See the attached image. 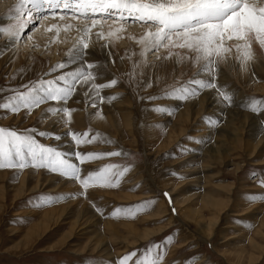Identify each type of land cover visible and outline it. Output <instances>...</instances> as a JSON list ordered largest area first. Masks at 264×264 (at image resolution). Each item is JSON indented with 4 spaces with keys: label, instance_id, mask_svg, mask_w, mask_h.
Segmentation results:
<instances>
[{
    "label": "rangeland",
    "instance_id": "1",
    "mask_svg": "<svg viewBox=\"0 0 264 264\" xmlns=\"http://www.w3.org/2000/svg\"><path fill=\"white\" fill-rule=\"evenodd\" d=\"M7 1L0 0V21L11 19L5 11L13 0ZM262 2L264 0H257L258 6ZM2 5L7 6L3 8ZM59 19L61 20L59 15L47 16L30 25L24 34L15 40L0 36V51L3 53L0 55V87L6 88L4 93H0V97L10 94L8 88H18L19 85L30 81L40 78L54 79L61 73H68V66L59 71L50 72V69L67 59V53L64 52L69 51L72 46L73 43L68 41L72 40V37L64 44V35L60 32L57 35L52 31L53 28L52 32L46 31L44 34L43 31V35H38L39 31L44 30L42 26L45 21L55 25ZM64 19L68 22L90 23L83 19H74L72 16H66ZM101 24L102 26L99 25L95 30L106 32L123 28L118 37L114 32L112 36L104 33L106 39L98 41V44L104 47L112 39L120 37V42L117 43L120 50L107 60L98 52L90 51L91 56L87 59L107 66L103 78L96 83H105L113 77L119 81L118 86L102 89L100 95H119L121 98L111 102L97 100V106L92 107L90 103L84 102L81 90L85 89L77 86L76 94L67 102V107L76 111L71 114L70 123L63 127L54 123L53 119L40 120L46 109L55 102L41 105L26 118L24 111L19 114H0V126L18 130L35 128L60 134L59 141L51 138L38 139L45 145L55 146L65 153L80 151L126 154L91 159L83 163L73 157L72 160L81 167L82 174L109 164L116 166L110 169L112 173L123 171L125 166L129 170L123 176L112 177L113 181L120 179L116 187L93 185L84 190L85 196L41 209L34 208L29 202L30 198L34 199L38 194L78 192L82 190L80 184L61 179L59 175L50 174L45 169L25 168L20 171L18 179H13L16 170H0V264H86V261L96 264L100 260L115 262L133 251L137 252L139 258L151 260L158 258L161 249L163 255L160 264H189L193 257L197 258L195 264H236L237 260L234 258L242 252L247 259L250 255L261 258L257 264H264V201L249 202L246 199L248 194L264 193V185L261 184L264 179L261 175L264 173V140H261V134L264 133V116L253 114L242 107L248 103L249 98L264 99V71L263 74L256 73L254 84L248 81L237 83L233 77L228 84H222L241 95H235L234 105L227 107L229 111L252 115L261 131L257 132V135L254 134V138H257L250 140L251 128H244V120L236 126L237 136L227 138L223 136L221 127L223 121L232 119L230 114L227 115L229 112L224 111L214 118L206 108V103L202 106L196 103V108L186 106L191 101L195 102L204 97L206 92H211L217 97L215 90H204L198 97L186 101L146 99L151 95L162 96L166 86H179L192 78L196 71L194 66L186 67L187 70L177 67L169 71V74L162 68L158 70L140 64L133 77V66L141 61V45L137 40L140 34H145L148 26L142 22L122 24L119 21L114 22L113 19L101 21ZM9 25L0 24V27L7 28ZM127 33L137 38L129 40ZM29 34L31 38H28ZM56 36L60 41L54 46L52 39ZM228 44L235 45L236 41H229ZM13 47L17 48L13 52L15 57L12 55V60L10 57L6 59ZM254 48H257L258 52L264 50L256 42L252 44V50ZM165 54L166 50L163 49L159 53ZM227 55L229 57L230 54ZM146 60L149 65L160 63L153 53H148ZM141 74L144 79L152 78V87H143ZM239 99L242 101H238ZM154 105H166L175 111L172 115L159 114L152 110ZM94 108L103 118L100 115H91L96 113ZM184 108L187 116L181 117L180 112ZM221 108L227 109L223 105ZM78 112H82L84 116L81 123L76 124ZM205 117L219 119L220 123L209 127ZM69 131L89 132L90 136L96 133L100 135L91 143L83 142L74 147L71 136L65 135ZM228 131L233 133V128ZM190 136L202 138L203 142H191L188 139ZM107 140L111 142H105ZM259 140L261 142L258 145ZM213 146L218 149L217 153H214L213 149L211 153L207 152ZM254 170L255 178H251L250 174ZM40 175L42 178H51V183L45 185L43 180L38 178ZM65 182L73 188L63 189L62 183ZM165 193L168 196H165ZM205 199H211L217 205L206 204ZM149 200H155V203L144 211H137L133 207ZM92 202L102 206L105 214H99ZM85 208L88 210V226L82 218L77 219L80 213H84L82 211ZM117 208H122V212L117 218H113L111 213ZM221 208H225V213L219 216ZM57 209V214L50 219L40 216L41 212ZM18 218L25 219L17 222ZM77 221H81L80 225H73ZM248 224L253 226L248 228ZM208 227H213L212 235ZM168 236H172L173 241L165 244ZM150 244L160 245V248L147 252ZM136 258L133 257L128 264H133Z\"/></svg>",
    "mask_w": 264,
    "mask_h": 264
},
{
    "label": "snow or ice",
    "instance_id": "2",
    "mask_svg": "<svg viewBox=\"0 0 264 264\" xmlns=\"http://www.w3.org/2000/svg\"><path fill=\"white\" fill-rule=\"evenodd\" d=\"M57 15L62 20L66 16H72L74 19L90 21L83 27H77V32L80 35L73 48L67 53V59L53 66L50 72L65 69L70 63H76V68L71 72L61 73L54 79L40 78L19 85L18 88H8L7 91L10 94L0 97V114H19L24 111L26 118L41 105L55 102L46 109L40 120L53 119L54 123L63 127L66 123H70L71 114L76 111V109H69L67 102L76 94L77 86L85 89L83 91L84 102L90 103L92 107L97 106V100L111 102L121 98L119 95H100L102 89L118 86L119 81L113 77L105 83H96L97 80L103 78L107 66L87 59L90 54L89 40L92 29L100 25L101 21L108 19H113L114 22L119 21L122 24L142 22L148 26L145 34L137 40L142 48L141 61L133 66V77L135 69L140 64L160 69L164 68L167 62L174 60L177 66L191 62L196 68L192 78L179 86H166L162 96L146 97L150 101L160 98L186 101L198 97L204 90H215L218 103L225 107H231L235 103V94L229 86L218 83L222 71L220 65L228 62L227 54L231 53L233 48L237 53H243L242 65L253 59V42L264 48V2L258 6L257 0H21L16 15L12 17L16 23L7 28L0 27V36H6L8 40L18 39L30 25L36 24L37 21L43 20L47 16L55 17ZM72 27L73 25L69 24L65 26V29ZM51 30L49 29V31ZM122 30V27L117 29V31ZM57 35H59L58 32ZM108 35L112 36L114 33L109 32ZM28 38H31L30 34ZM96 38L104 39L103 32H97ZM229 41L242 43L229 45ZM104 47L107 48L108 45L105 44ZM162 49L166 50L165 55H159ZM148 53L155 54L160 63L149 65L146 60ZM2 54L0 51V55ZM158 79L159 77H157ZM141 83L145 88L153 86L152 78L144 79L142 74ZM85 85L88 87L85 88ZM5 91V87H0V93ZM242 107L250 110L253 114L264 116V99L249 98L248 103ZM152 110L168 115H172L175 111L166 105H154ZM99 114L97 112L91 115ZM204 119L209 127L220 123L219 119L208 117ZM65 135L71 136L74 147H78L83 142L91 143L100 134L96 133L90 136L89 132L69 131ZM38 137L51 138L56 141L61 139L60 134L35 128L18 130L0 126V170H16L13 179H18L20 171L25 168L45 169L50 174H57L61 179L73 184L79 183L82 190L59 194H38L34 199L30 198L29 201L36 209L85 196L84 190L93 185L116 187L120 183V179L117 178L113 181L112 177L123 176L129 170L125 166L123 171L112 173L110 169L116 166L109 164L82 174L81 167L72 160L73 157L83 163L91 159L126 154L119 152L83 153L80 151L65 153L55 146L45 145ZM188 139L196 144L203 142L202 138L190 136ZM255 175L256 170L250 174L251 178H255ZM261 175L264 176V173ZM261 184L264 185V179L261 180ZM164 195L168 196L167 193ZM246 199L249 202L264 201V193L248 194ZM169 202L171 203L170 197ZM154 203L155 200L143 201L133 207L137 211H144ZM92 206L99 214H105L102 206H97L94 202H92ZM121 212L122 208H117L111 213V216L117 218ZM23 219L25 218H18L17 222ZM237 222L243 223L242 221ZM252 226L251 224L246 225L248 228ZM172 241L173 237L168 236L164 243L168 244ZM157 248H160V245L150 244L146 251L152 252ZM162 255L163 249H161L158 258L146 260L139 258L137 252L133 251L115 262L100 260L96 264H128L133 257H137L133 264H160ZM196 259V257L191 258L189 264H195ZM86 264H92V261H86Z\"/></svg>",
    "mask_w": 264,
    "mask_h": 264
},
{
    "label": "bare ground",
    "instance_id": "3",
    "mask_svg": "<svg viewBox=\"0 0 264 264\" xmlns=\"http://www.w3.org/2000/svg\"><path fill=\"white\" fill-rule=\"evenodd\" d=\"M7 1V0H6ZM16 1L17 0H13V2H12V4H9L10 5V7L9 8H7L6 9V13H8L10 16H9V18H11V19H9L10 21H8V20H2V21H0V24H4V26H5V24H10V25H12V24H15L16 23V21L14 20V19H12V17H14L15 15H16V10H17V8H18V6H19V4L21 3V1L19 0L18 1V3H17V5H16ZM8 2V1H7ZM13 3H15V4H13ZM3 4V3H2ZM5 4V3H4ZM7 6V5H6ZM5 5H4V7H3V5H2V7L3 8H5L6 7ZM2 9V8H1ZM8 10V11H7ZM4 11H3V14H4ZM1 13L2 12H0V16H2L1 15ZM3 17H4V15H3ZM51 21V20H50ZM51 22H49V21H45L44 22V25L42 26V29H44V30H42V32H40L39 31V33H38V35L39 34H41V35H43L42 33H43V31H44V34H45V32L47 31H49V29H52L53 28V30L52 31H55L56 33L58 32H60V33H62V35H64V40L63 41H65L64 42V44H66L67 43V41L66 40H68V39H71V37H72V40H68V41H71L73 44H72V46L70 47V49L69 50H71L72 48H73V46H74V44L76 43V41H77V39H78V37H79V33L77 32V27H83L84 26V24L85 23H82V22H78V21H73V22H68L67 20H63L62 21V19L60 20L59 19V21H58V23H55V25H54V23L51 25L50 24ZM50 24V25H49ZM69 24H71V25H73V27L72 28H68L67 30L65 29V26L66 25H69ZM103 24V23H102ZM102 24H100V26H102ZM9 25V26H10ZM104 25V24H103ZM106 25V24H105ZM99 25L97 26V27H95V28H93L92 29V31H91V33H90V40H89V43H90V51H95V52H98V54L99 55H101L102 57H103V59H109L111 56H113L114 54H116L115 52H117V51H119L120 50V48L118 47V45H117V43H118V41L120 40V37L119 38H115V39H112L109 43H108V47L107 48H105V47H103L102 45H100V44H98V41L100 40V39H97L96 38V33L97 32H102L103 30H95V29H97L98 27H100ZM113 26H115V25H113ZM112 26V27H113ZM116 27V26H115ZM102 28V27H101ZM119 28H121V27H119ZM119 28H117V29H119ZM106 29V28H105ZM117 29H115V31H113V30H106V32L104 31L103 32V34L104 33H109V32H114L116 35H117V37H118V34L120 33V31H117ZM51 31V32H52ZM146 31H147V29H146ZM145 31V32H146ZM50 32V31H49ZM48 32V33H49ZM59 33V34H60ZM128 34V33H127ZM37 35V34H36ZM47 35V34H46ZM108 35V34H107ZM106 35V36H107ZM144 35V34H143ZM143 35H139V38L140 37H142ZM54 36V35H53ZM105 36V35H104ZM48 37H49V35H48ZM135 35H132L131 33L130 34H128V39L130 40V39H135ZM38 38H40V37H38ZM137 38V37H136ZM106 39V38H105ZM40 40V39H39ZM53 41H54V46H56V44H58V41H60L59 40V37H53V39H52ZM51 40V41H52ZM40 41H42V40H40ZM107 41V40H106ZM15 42V41H14ZM45 42V41H44ZM57 42V43H56ZM120 42V41H119ZM105 43V42H104ZM238 43H240L239 41H238ZM10 44V43H9ZM119 44V43H118ZM236 44H237V41H236ZM259 45V44H258ZM115 46V47H114ZM5 47V46H4ZM56 48L57 47H55L54 49L56 50ZM17 48H15V47H13V50L10 52V54L6 57V59H8L9 57L11 58V56L13 55V52H15V50H16ZM141 50H142V48H141ZM261 50V49H260ZM17 52V51H16ZM69 51H67V52H64V53H68ZM230 55H229V60H228V62L227 63H222L221 65H220V68L222 69V71H221V73H220V75H219V79H218V83H220V84H228L229 83V81H231L232 79V77L233 78H235V80L237 81V83L238 82H240V83H245L246 81H248V82H251L252 84H254V82H255V79H257L256 78V76H257V74L256 73H262L263 71H264V50H263V52H258V49L257 48H254L253 50H252V55H253V59L252 60H250V61H247V63L246 64H243L242 65V56H243V53L241 52V53H237L236 51H235V48H233V51L231 52V53H229ZM91 56V54H89L88 55V57L87 58H89ZM13 57H15V55H13ZM238 57H241V59H238ZM11 60H12V58H11ZM55 61V60H54ZM78 63V62H77ZM68 67H69V70H68V72H71V71H73L75 68H76V66H77V64L76 63H70V64H68L67 65ZM177 67H181V68H184L183 70H187L186 69V67H193V65H192V63L191 62H189V63H187V64H180L179 66H177L176 65V63H175V61L173 60V61H169V62H167V65L164 67V68H162V69H164V72H166L165 70H167L168 71V73H169V71L171 72L172 70H174V69H176ZM180 68V69H181ZM195 68V67H194ZM179 69V70H180ZM189 69V68H188ZM191 69H193V68H191ZM196 69V68H195ZM159 70V69H158ZM161 70V69H160ZM194 70V69H193ZM182 71V70H181ZM185 72V71H184ZM170 74V73H169ZM263 74V73H262ZM239 83V84H240ZM86 86V85H85ZM88 87V86H87ZM235 90V89H234ZM81 91H84V90H81ZM81 91H79V94L81 93ZM232 92H234L233 90H232ZM236 92V91H235ZM235 92H234V94H235ZM239 92V91H238ZM237 93V92H236ZM240 93H237V94H235V95H239ZM240 97H241V95H239ZM238 101H240V99L238 100ZM242 101V100H241ZM240 101V102H241ZM237 102V101H236ZM196 103H198V104H201V106L202 105H204L205 103H206V108L207 109H209V111L212 113V115H213V117L215 118V116H218V114H221V113H223L224 111H227L226 113H228L227 115L229 116V114L232 116H230L232 119L231 120H229L228 119V121H223L224 123H223V125H222V127H221V129H222V132H223V136L224 137H227V138H231V137H236L237 135H236V133H237V127H238V122H241V121H244L245 120V122L243 123L244 124V128L245 127H247V128H251V130H250V136H249V139L251 140V139H255V138H257V137H255L254 138V134H256L257 135V132H261L260 131V127L258 126V123H257V120H256V118H254L252 115H250V114H247V113H241V112H239V111H237V112H231V110L229 111V108H227V109H225V108H221V103H218V101H217V97H216V95H214L213 93H211V92H206V94H205V96L203 97H200V98H198L195 102L194 101H191L190 103H188L186 106H188V107H193V106H195V108H196ZM71 105V104H70ZM225 107V106H224ZM238 107V106H237ZM205 108V109H206ZM95 109V108H94ZM188 109H190V108H188ZM194 109V108H193ZM202 109V108H201ZM236 109H238V108H236ZM243 109V108H242ZM93 110V109H92ZM95 111H96V113H97V110L95 109ZM204 111V110H203ZM202 111V112H203ZM208 111V112H209ZM193 112V111H192ZM199 112H201V111H199ZM193 113H195V111L193 112ZM205 113H206V111H205ZM226 113H225V115H226ZM200 114V113H199ZM78 117L77 118H75L76 120H75V123L76 124H79V123H81V121H82V116H84V114L82 113V112H78ZM100 115V114H99ZM102 115H100V117H101ZM180 116L182 117V116H187L186 115V108H184V110H182V112H180ZM197 116H198V114H197ZM220 116H222V115H220ZM223 117V116H222ZM84 118V117H83ZM101 118H103V116L101 117ZM189 118V117H188ZM219 118H221V117H219ZM227 118V117H226ZM222 119H224V118H222ZM102 120V119H101ZM105 120V119H104ZM105 121H107V120H105ZM229 123V124H228ZM57 124V123H56ZM95 124V123H94ZM101 124V123H100ZM54 125V124H53ZM59 125V124H58ZM205 124L203 123V125L202 126H204ZM237 126V127H236ZM240 128H242L241 126H239ZM232 129L233 128V133H229V131H228V129ZM247 128H246V130H247ZM210 129V128H209ZM256 132V133H255ZM220 133V132H219ZM246 133V132H245ZM210 134V133H209ZM245 135V134H244ZM182 136V135H181ZM220 136H221V133H220ZM222 136V137H223ZM247 136V135H246ZM245 136V137H246ZM260 136V135H259ZM251 137V138H250ZM246 138H248V137H246ZM259 139H260V137H259ZM244 140H245V138H244ZM261 140L263 141L264 140V133H262L261 134ZM253 142H254V140H253ZM259 143H258V145L260 144V140L258 141ZM251 144H253V143H251ZM251 144H250V146H251ZM255 145V144H254ZM214 150V153H217V151H218V149H215L214 148V146L213 147H210L208 150H207V152H209V153H211V150ZM255 149V148H254ZM256 149H257V146H256ZM255 149V150H256ZM255 152V151H254ZM27 177V176H26ZM38 178L40 179H42L43 180V183H45V185H46V183H51V178H42L41 177V175L40 176H38ZM57 179V178H56ZM27 183V182H26ZM44 185V186H45ZM166 187V186H165ZM62 188L63 189H66V188H68V189H70L71 190V188H73V186L71 185V184H69V183H67V182H65V183H62ZM20 190V189H19ZM18 190V191H19ZM23 192H21V194H22ZM204 202L206 203V204H215V205H217V203L216 202H212V200L211 199H205L204 200ZM79 204V203H78ZM182 204V203H181ZM82 206H85V204H81ZM219 205V204H218ZM183 207V206H182ZM77 210H78V208H77ZM56 211H59V209H57V210H49V211H45V212H41L40 213V216L42 215L43 216V218H49L50 219V217L51 216H54L55 214H57V212ZM88 211V210H87ZM87 211H86V208H85V210L83 209V211L82 212H84L83 214H79L78 215V217H77V219H80V218H82V220H84V222H85V224L88 226V224H89V218H87ZM91 213V212H90ZM223 213H225V208H221V210H220V213H219V216H221V214H223ZM196 214V213H195ZM190 214H188V216H189ZM94 216V215H93ZM185 216H187L186 214H185ZM76 219V220H77ZM187 219H189L190 220V218H187ZM81 222V221H80ZM80 222L78 223V221L76 222V223H74L73 225H75V226H79L80 225ZM84 224V223H83ZM84 224V225H85ZM133 226V225H132ZM132 226H131V228H132ZM130 227V226H129ZM261 229V226H260V228H259V230ZM208 231H209V233L212 235V232L214 231V229H213V227H208ZM258 231V230H257ZM99 244H103L102 242L100 243V242H98ZM244 254V252H242V253H240V255H236L235 256V258H234V260H237V262H236V264H252V263H255V264H257L258 263V261L261 259V258H259V259H257V258H255L253 255H250L249 257H248V259H247V257L245 256V255H243ZM229 256V255H228ZM227 257V256H226ZM245 257V258H244ZM233 259V258H232ZM231 262H232V260H231Z\"/></svg>",
    "mask_w": 264,
    "mask_h": 264
}]
</instances>
